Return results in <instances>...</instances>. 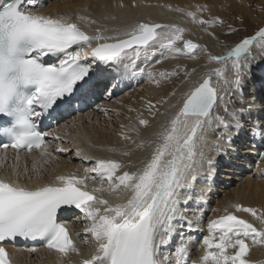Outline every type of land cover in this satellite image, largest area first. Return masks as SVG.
<instances>
[{"label": "snow or ice", "instance_id": "1", "mask_svg": "<svg viewBox=\"0 0 264 264\" xmlns=\"http://www.w3.org/2000/svg\"><path fill=\"white\" fill-rule=\"evenodd\" d=\"M196 7L197 11H207L205 5ZM39 8V0H0V161H5L7 150L12 149L17 162L12 164L15 179L0 176V264H16L8 245L20 241L43 242L57 254L60 264H72L73 254L81 257L79 264H253L248 258L250 247L264 245L262 210L240 203L231 205L234 211L226 207L223 215L208 222V234L199 245L203 249L199 261L190 259L191 236L185 237L184 232L200 230V205L205 196L203 188L194 196V185L201 179L211 180L215 156L228 155L234 135L246 130L259 145L257 159L264 160V95H252L246 83L256 60L253 46L264 53V27L225 54H214L207 46L185 39L188 29L175 24L98 26L89 34L81 24L93 26L97 20L81 14L75 20L70 14L53 18ZM173 10L191 17L205 31L224 24L218 17L205 20L196 12L178 7ZM155 48L189 59H199L203 53L206 64L213 67L195 80L196 68L189 71L178 66L179 70L155 73L140 67L136 61L141 56L147 58ZM181 71V83L188 88L176 103L160 112L152 111L155 105L149 102L153 120L165 117L152 138L133 139L129 132L140 137L138 126L120 133L135 148L148 153L136 170L129 171L130 165L114 159L92 156L81 147H76L74 154L89 162L82 169L83 175L60 173L50 182L32 183L34 177L27 164L19 168L21 152H36L32 172L39 181L44 165L53 164L59 160L58 154L71 150L61 145L86 143L88 149L94 148L86 135L76 132L73 137V131L84 123L73 114L95 104L101 88L104 95L111 96L120 81L136 76H147L160 86L162 81L179 77ZM176 95L175 90L170 94ZM158 103L164 106L168 101ZM95 110L104 115L112 111L99 106ZM254 112L259 115L253 116ZM66 116L73 119L61 125ZM137 121L144 129L151 126L140 114ZM48 122L56 123L53 131L42 127L50 126ZM120 127L125 129L123 124ZM213 136L217 141L214 156L205 158L204 149ZM259 171L264 178V169ZM90 183L95 185L91 190ZM104 193L118 200L123 199L121 193L130 195L123 203H111ZM193 204L195 211H191ZM69 210L82 214L85 227L81 243L89 245L91 241L87 256L74 239L81 233H73L61 222ZM238 212L249 213L261 227L236 215ZM26 250L39 251L35 247Z\"/></svg>", "mask_w": 264, "mask_h": 264}, {"label": "bare ground", "instance_id": "2", "mask_svg": "<svg viewBox=\"0 0 264 264\" xmlns=\"http://www.w3.org/2000/svg\"><path fill=\"white\" fill-rule=\"evenodd\" d=\"M39 3V10L44 15L51 16L53 18L58 15L70 14L75 20L76 16L78 14H81L97 20V25L88 26L87 24H81V27L89 34L94 33L96 27L98 26H105L109 29H112L116 27L123 28L127 24L135 22H161L163 24L169 25L175 24L188 29V31L184 34L185 39H191L196 43L207 46L208 50H210L214 54H225L228 50H230V47L221 42L222 39L227 38L225 35L226 30L222 26H217V28L211 30V32H208V30L205 31L204 26L194 23L191 17H188L183 12L174 11L173 9L178 7L191 12H199L197 11L196 6L205 5L207 6V11H204V14L207 15L206 12H208L207 18L213 16L217 17L221 14L227 19V16L232 14L234 15V12L237 9L242 10V12L246 14H250V12L247 10V7L245 9L243 6V8L240 7V3H238V0H39ZM119 4H124L125 7H119ZM105 16H115L117 19L106 20L104 19ZM231 23L232 21L230 20L227 26ZM209 33H214L215 35H210ZM109 34L114 35L115 33L110 32ZM178 46H182V42H178ZM255 53L256 55H258V59H256L255 61L256 68L254 67V62L252 64V72L255 70L259 71L261 77L264 78V72L258 69V66L264 67V54L252 52V55H254ZM178 56H181V58H176V56L172 57L166 53V50L155 48L153 49L151 55H149L147 58L141 56L136 61V63L140 67H147L155 73H159L162 71L171 72L173 70H177L178 66H180V68L186 66L189 71L192 68H196L197 73L192 76L193 80L197 79L200 73H203L207 71L208 68L213 67L206 64L203 53H200L199 59L195 60L189 59L183 55ZM180 75H183V71H181ZM171 78L169 80L162 81L160 86H157L156 84L151 82L147 78V76L126 78L119 82V87L116 90L120 91L122 87H130L131 84L142 79L144 81V85L142 87L145 89V95L143 92H141V88H139L133 91V94L131 96V92H127L123 94L120 99L116 98V95L119 93V91L117 93H114L112 96H108L103 94V89L101 88L100 93H98L95 100L99 107L112 110L108 115L99 113V111L93 109V106L86 107L83 111L75 112L73 114V116L79 117L81 121H84L82 127L78 126V128L73 131V137L76 136V132H80L81 134L86 135V137L91 140V143L95 145L94 148L88 149L86 143H80L78 145H61L63 147H68L71 150L67 153L58 154L59 160L55 161L53 164L44 165V173L39 181L35 179V175L32 172V164L34 162L33 157L37 156L36 152L30 154L21 152V159L18 162L19 168L23 169L24 165L27 164L29 173L34 177L32 183L50 182L56 174L60 173L78 172L79 175H83L82 169L83 167L89 166V162L87 160H81L80 158H77L74 154L76 147H81L88 151L92 156L104 159H114L122 162L125 165H130L127 170H136V168L140 167V161L146 155H148V153L143 149L135 148L131 141L124 140L120 133L122 131L128 130L130 126H138L141 128L140 137H137L134 132H129V135H131L133 139L149 140L152 138L153 132L157 130L159 124L164 121L165 117L159 116L155 120H153L149 111V102L155 105L152 111H156L158 109L160 112H164L165 108H167L168 105H171L172 103H176L180 99L182 93L188 88V84L181 83L183 78L175 85L171 83ZM259 79L260 76H253L248 79L246 83L253 85V89H255L256 91L258 90L256 87H260L261 92L259 93V96H261L264 95V82ZM130 88L132 89V87ZM174 90L177 92V95L170 96V94ZM247 91L249 93H253L254 95V91H252L251 89L249 91L248 86ZM255 95H257V93ZM165 99H167L168 103L164 106H161V104L158 102ZM111 100L114 101L112 102ZM130 109L134 111H130ZM172 111H175V109H172ZM117 112L119 113V115L116 114ZM138 114L151 121V126L149 128L144 129L143 126L138 125ZM257 115H259L258 112ZM73 116H67L65 117V120H62L59 123L62 125L65 122H70L73 119ZM121 124L125 125V129H121ZM239 136L243 143L239 144L238 146L236 145L235 148H229L228 155L226 156H215L216 166L213 169V176L211 180L203 181L201 179L197 182L196 185H194L193 195L195 196L196 194H198L200 189L203 188L205 202L200 205V207L202 208V219H204L203 222H200V230L184 232L185 237L191 236V260L199 261L200 256L203 254V249L200 248L199 245L202 243L203 237L206 236V232L204 230L206 228L208 218L211 219L217 213L223 214L226 207L229 209V211H234L231 205L236 203H240L246 207H254L264 211V178L260 177V171L257 170L256 176H254L253 173L249 171H244L242 173L244 174V176L242 175L243 178L233 180L237 178H234V176L231 174H238L239 172L233 169L235 167L230 166L229 164H226L224 162L226 160L230 162L234 159V161H236L241 167L244 168L245 164H243L242 162L245 160L247 164H252L250 165V167L256 166L258 164L259 169H264V160H257L256 158L258 162H255L254 159V155H256L257 153L256 149H258L259 145L253 143L251 138L243 132H241ZM234 137L236 138L238 136L234 135ZM238 140L240 141V139ZM216 142L217 141L213 136L209 144L204 149L205 158H207L208 156H214L213 145ZM220 143H223V141H220ZM112 148L116 149V151L113 152L107 150ZM231 149H235V151ZM238 149H240L242 154H239ZM123 151H129L130 155H122ZM14 157L15 151L8 149L7 159L5 161H0V176H8L12 179H15V176L12 175V164L17 163L14 160ZM220 162H223L221 171L218 169L219 167H221ZM94 186L95 185L90 183L89 190H91V188ZM211 188L222 192V197L217 204L216 202L215 204H212V201H209L208 197H210V194H213L211 192ZM97 195L100 194L97 193ZM103 195L111 203H123L126 200L127 196L130 194L121 193L120 195L121 197H123V199L119 200L116 199L115 196L108 193H104ZM210 206L214 208L212 209ZM196 207L197 206L193 204L191 206V211H195ZM79 214L80 213H78L77 215ZM235 214L254 223L256 227H261L259 222L255 221V219L249 213L238 212ZM188 215L191 219V214L189 213ZM69 227L73 233L77 231L81 233L80 237H74V239H76L77 243L79 244L83 255L87 256L91 251V241L89 242V245H84L83 243H81V240L84 236L85 227L84 223L82 222V216H76L74 219H72L71 222H69ZM179 231L180 229L178 228L177 232ZM175 239L176 238L174 237V242ZM246 242L251 245V241ZM8 247L9 251L13 253L16 263L60 264V260L57 254L54 251L45 248L38 247V252L30 253L23 247L19 248L15 245H8ZM229 251L231 252L232 250L230 249ZM248 258L253 262V264H264V245H252L250 247ZM71 259L72 264H79L81 257L73 254Z\"/></svg>", "mask_w": 264, "mask_h": 264}, {"label": "rangeland", "instance_id": "3", "mask_svg": "<svg viewBox=\"0 0 264 264\" xmlns=\"http://www.w3.org/2000/svg\"><path fill=\"white\" fill-rule=\"evenodd\" d=\"M245 2V3H244ZM238 3H240V7L241 8H243L244 7V9L247 7V10L250 12V14L248 13V14H246V13H244V12H242V10H239V9H237L235 12H234V15L232 14V15H228L227 16V19L224 17V16H222L221 14L220 15H218L217 17L218 18H220V19H222L225 23L224 24H219V23H217L216 25H215V27H210V28H208V32H211V30H214V29H216L217 28V26L219 27V26H222L226 31H225V35H226V37L227 38H224V39H222V43L223 44H225V45H227L228 47H230V48H232V47H234L237 43H239L243 38H245V37H248V36H251V35H253L260 27H264V0H238ZM245 4V5H244ZM243 6V7H242ZM249 8V9H248ZM192 12H196V11H192ZM207 13V15H208V12H206ZM196 14H197V16H201V18H203V19H205V20H209V19H212V18H214L215 16H213V17H210V18H207V15H205L204 14V12H196ZM232 21V23L231 24H229L228 26H227V24H228V22L229 21ZM229 26H231L232 28H235V29H238V31H236V32H230V29H229ZM227 39V40H226ZM253 52H258V53H260V54H264V53H261L260 51H259V49L256 47V46H253ZM257 53V54H258ZM254 56L256 57V59H258L257 57H258V55H256V53L254 54ZM176 58H181V56H176ZM192 60H195V59H192ZM256 61V60H255ZM254 61V67H255V65H256V62ZM179 63V62H178ZM178 63H176V64H178ZM181 64V63H180ZM256 68V67H255ZM258 69L259 70H262L263 72H264V67L263 66H258ZM177 70H179V69H177ZM256 71V70H255ZM253 71L252 73H251V77H259L260 76V79L259 80H261L262 82H264V78H262L261 77V74H260V72L259 71ZM184 79V74L183 75H180L179 77H177V78H171L172 79V84L173 85H175L177 82H179L181 79ZM182 79V80H183ZM140 82V83H139ZM133 84H134V86H133ZM133 84H131L130 85V87H132V89L128 86L127 88H124V87H122L121 89H120V91H119V93L116 95V98H119L120 99V97L123 95V94H125V93H127V92H131L130 93V96L133 94V91H135V90H137V89H139V88H141V92H143L144 93V95H145V89L142 87L143 85H144V81L141 79V80H139V81H137V82H135V83H133ZM256 84H258V83H256ZM247 86H248V90L250 91V89L252 90V91H254V95L257 93V95H255L256 97H259V93L261 92V88L260 87H256L258 90L256 91L255 89H253V85H250V84H248L247 83ZM252 95H253V93H251ZM143 98H145V97H143ZM112 102L114 101V100H111ZM96 106H98V104L96 103ZM93 109H96V107H94ZM99 113H101V112H99ZM253 116H257V112H254L253 113ZM243 133H245V134H247V131L245 130V131H242ZM238 139H240V141L238 140ZM238 140V141H237ZM241 143H243L242 142V140H241V138H240V136H238V137H234L233 136V144H234V146H233V144H232V146L231 147H233V148H235L236 147V145L238 146L239 144H241ZM246 147V146H245ZM237 148H240V147H237ZM232 150V149H231ZM238 151H239V154H242L241 153V151H240V149H238ZM255 157H254V159H255V162H258L257 160H256V158H257V153H256V155H254ZM244 157V156H243ZM232 159V158H231ZM226 164H229L230 166H233V167H235V168H233L235 171H237V172H239L238 174H235V173H233V174H231V175H233L234 176V178H237V179H233V180H238L239 178H243V176H244V174H242L244 171H249V172H251V173H253V175L254 176H256V172H257V170H258V168H257V166H251L250 167V165H252V164H247L246 163V161L244 160L242 163L243 164H245L244 165V168L243 167H241L236 161H234V159L232 160V161H230V162H228L227 160L226 161H224ZM219 164V163H218ZM220 164H221V167H219L218 169L221 171V169H222V164H223V162H220ZM229 169V168H228ZM230 171V170H229ZM228 171V172H229ZM243 175V176H242ZM224 177V176H223ZM246 177V176H245ZM244 180V179H243ZM212 189V188H211ZM226 189H227V187H226ZM213 190V191H212ZM211 190V192L214 194H210V197H208L209 198V201L212 203V204H215V202H216V204L220 201V199H221V197H222V192H220L219 190L217 191V190H215V189H212ZM226 191H228V190H226ZM210 198H211V200H210ZM217 198V199H216ZM216 200V201H215ZM212 209L214 208V207H212V206H210ZM221 216V215H223V214H220V213H217L216 215H214L211 219L210 218H208L207 219V225H208V222L210 221V220H212V219H216V218H218L219 216ZM191 217V216H190ZM192 218V217H191ZM204 221V219H201V221L200 222H203ZM207 225H206V228H205V232H206V235L208 234V232H207Z\"/></svg>", "mask_w": 264, "mask_h": 264}, {"label": "water", "instance_id": "4", "mask_svg": "<svg viewBox=\"0 0 264 264\" xmlns=\"http://www.w3.org/2000/svg\"><path fill=\"white\" fill-rule=\"evenodd\" d=\"M158 24H162L161 22H157Z\"/></svg>", "mask_w": 264, "mask_h": 264}]
</instances>
